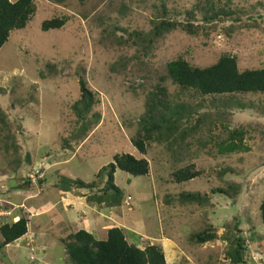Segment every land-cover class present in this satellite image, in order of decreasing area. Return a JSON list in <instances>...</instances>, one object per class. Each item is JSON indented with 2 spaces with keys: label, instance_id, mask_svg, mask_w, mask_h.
Segmentation results:
<instances>
[{
  "label": "rangeland",
  "instance_id": "1",
  "mask_svg": "<svg viewBox=\"0 0 264 264\" xmlns=\"http://www.w3.org/2000/svg\"><path fill=\"white\" fill-rule=\"evenodd\" d=\"M33 1L32 19L0 48V225L25 217L28 227L0 250V264H69L62 238L84 229L104 239L112 226L140 249L160 246L165 264H235L228 251L237 239L236 264H264V93L200 95L166 70L177 58L206 67L223 54L240 71L263 67L264 0ZM62 16V27L41 30L43 20ZM163 20L194 34L178 26L155 37ZM80 76L98 101L78 118ZM152 100L159 111L161 102L186 108L142 154L131 139ZM236 130L247 149L220 154L218 143ZM116 153L144 157L148 173L116 169L119 201H89L104 193L106 176L96 173ZM191 165L199 176L172 181ZM64 178L95 186L63 190ZM181 192L208 201L181 204ZM210 230L211 241L191 239Z\"/></svg>",
  "mask_w": 264,
  "mask_h": 264
},
{
  "label": "trees",
  "instance_id": "2",
  "mask_svg": "<svg viewBox=\"0 0 264 264\" xmlns=\"http://www.w3.org/2000/svg\"><path fill=\"white\" fill-rule=\"evenodd\" d=\"M60 2L61 0H54ZM36 12L33 0H0V48L8 40L10 33L17 29L24 28L32 19ZM66 18L54 17L43 20L40 24L42 31L59 29L64 25ZM181 27L189 34H194V30L189 26H184L179 22L161 21L153 28L155 37L161 36L170 29ZM166 70L171 81L183 89L197 92L200 95H220L231 93H264V66L260 68L239 70L237 59L234 55L223 54L216 62L206 67L190 65L182 58H177L167 62ZM78 88L80 100L72 107L79 118L82 113L88 112L92 105L98 100L94 93L87 87L83 77H78ZM165 93V88H162ZM162 110L159 111L157 104L152 100L148 104L143 116L140 118V135L131 139L137 150L144 154L146 144L163 127H167L172 121L171 117H181V111L186 108L185 104H178L171 108L167 103L161 102ZM174 124V122H173ZM243 135L240 131L229 134L228 140L219 142L218 152L220 154L234 151H245L247 148L242 144ZM116 169L127 172L133 176L145 175L149 170L148 161L142 157L137 158L130 153H116L112 161L101 167L96 173V177L106 176L104 193L88 197L89 201L96 203L116 204L122 194L121 190L114 184V172ZM200 175L193 165L179 168L172 172L171 178L175 183L189 181ZM63 190H68L71 186L77 188H91L95 182H85L80 178L69 180L64 178ZM109 191H112L109 193ZM212 193L227 194L223 188H212ZM177 201L181 204H205L208 201L206 194L181 192L177 196ZM261 221L264 223V196L259 204ZM27 219L19 217L10 224L0 225V250L23 237L27 233ZM106 238L96 239L94 235L84 229H79L68 234L60 241L63 243L69 264H165L162 248L156 244H148L143 249L129 244L125 239L122 230L118 227H110L106 231ZM216 238L214 230L195 233L191 239L195 243H205ZM237 244L230 251L228 256L233 263L241 260V243L237 239Z\"/></svg>",
  "mask_w": 264,
  "mask_h": 264
},
{
  "label": "crops",
  "instance_id": "3",
  "mask_svg": "<svg viewBox=\"0 0 264 264\" xmlns=\"http://www.w3.org/2000/svg\"><path fill=\"white\" fill-rule=\"evenodd\" d=\"M18 218H15L14 221H16Z\"/></svg>",
  "mask_w": 264,
  "mask_h": 264
}]
</instances>
